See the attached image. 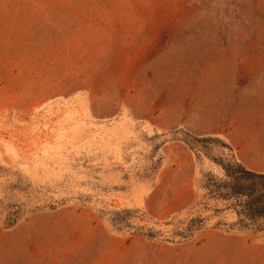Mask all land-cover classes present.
I'll use <instances>...</instances> for the list:
<instances>
[{"label":"rangeland","instance_id":"obj_1","mask_svg":"<svg viewBox=\"0 0 264 264\" xmlns=\"http://www.w3.org/2000/svg\"><path fill=\"white\" fill-rule=\"evenodd\" d=\"M238 165L264 0H0V264H264Z\"/></svg>","mask_w":264,"mask_h":264},{"label":"trees","instance_id":"obj_2","mask_svg":"<svg viewBox=\"0 0 264 264\" xmlns=\"http://www.w3.org/2000/svg\"><path fill=\"white\" fill-rule=\"evenodd\" d=\"M233 183L228 186L229 193L243 194V208L248 215L264 214V173H255L236 166L231 171Z\"/></svg>","mask_w":264,"mask_h":264},{"label":"bare ground","instance_id":"obj_3","mask_svg":"<svg viewBox=\"0 0 264 264\" xmlns=\"http://www.w3.org/2000/svg\"><path fill=\"white\" fill-rule=\"evenodd\" d=\"M62 117H63V116H62ZM66 120H67V119H66ZM90 128H91V127H90ZM6 143H7V142H6ZM51 143H52V142H51ZM52 144H53V143H52ZM50 145H51V144H50ZM50 145H49V146H50ZM7 146H8V145H7ZM53 146H54V145H53ZM8 147H9V146H8ZM8 149H9V148H8ZM8 149H7V150H8ZM48 150H49V149H48ZM58 150H59V149H58Z\"/></svg>","mask_w":264,"mask_h":264}]
</instances>
